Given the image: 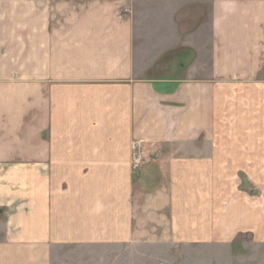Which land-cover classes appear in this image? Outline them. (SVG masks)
I'll return each instance as SVG.
<instances>
[{"label": "crops", "instance_id": "0c3cea01", "mask_svg": "<svg viewBox=\"0 0 264 264\" xmlns=\"http://www.w3.org/2000/svg\"><path fill=\"white\" fill-rule=\"evenodd\" d=\"M183 246L264 264V0H0V264Z\"/></svg>", "mask_w": 264, "mask_h": 264}, {"label": "rangeland", "instance_id": "374dc122", "mask_svg": "<svg viewBox=\"0 0 264 264\" xmlns=\"http://www.w3.org/2000/svg\"><path fill=\"white\" fill-rule=\"evenodd\" d=\"M167 5L170 6L171 4L168 3ZM133 9L135 17L139 19L140 22L145 19L158 20L160 15L165 14L160 12L159 3L155 5L138 3ZM173 54H175V52L168 53L166 59L173 57ZM133 173L136 174L138 172L133 170ZM238 247L239 246L234 249L236 253L241 251L240 247L239 249ZM121 248L122 247H107V250H104V264H230V261L226 260L228 251L225 250L213 253L211 250L201 249V251H196L190 246H183L170 249L166 248L155 252L156 250L154 249L148 250L143 247L130 250H122ZM88 254L86 264H101L100 261L98 263L94 262L96 257L100 259L98 250L90 249L88 250ZM233 263L238 264L232 262V264Z\"/></svg>", "mask_w": 264, "mask_h": 264}, {"label": "built area", "instance_id": "2783aa9c", "mask_svg": "<svg viewBox=\"0 0 264 264\" xmlns=\"http://www.w3.org/2000/svg\"><path fill=\"white\" fill-rule=\"evenodd\" d=\"M147 144L143 141H135L132 144L133 149V159H132V169L136 172L141 171L146 165V160L148 155H146Z\"/></svg>", "mask_w": 264, "mask_h": 264}]
</instances>
